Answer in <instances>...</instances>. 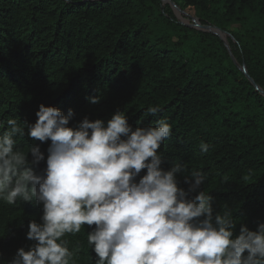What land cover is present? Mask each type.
Returning a JSON list of instances; mask_svg holds the SVG:
<instances>
[{
  "label": "trees",
  "instance_id": "16d2710c",
  "mask_svg": "<svg viewBox=\"0 0 264 264\" xmlns=\"http://www.w3.org/2000/svg\"><path fill=\"white\" fill-rule=\"evenodd\" d=\"M171 1L190 23L226 32L235 60L264 91V0ZM40 104L73 109L70 127L85 116L107 122L117 111L133 129L167 119L172 135L158 150L162 167L202 170L214 212L232 210L234 235L264 223V96L218 36L181 24L162 0H0V121L34 124ZM157 105V116L144 117ZM35 144L45 154L34 169L42 172L50 141ZM31 146L28 137L17 144ZM42 209L35 201H0V264L34 243L26 239L28 223L40 222ZM91 230L84 225L65 237L70 250L79 248L77 264H94Z\"/></svg>",
  "mask_w": 264,
  "mask_h": 264
},
{
  "label": "clouds",
  "instance_id": "9594fccd",
  "mask_svg": "<svg viewBox=\"0 0 264 264\" xmlns=\"http://www.w3.org/2000/svg\"><path fill=\"white\" fill-rule=\"evenodd\" d=\"M160 112L149 106L144 117ZM35 115L34 124L0 121V201L43 206L40 222L28 223L26 239L34 243L17 249L8 264H77L79 248L70 250L65 237L84 225L92 229L94 264H264V223L254 231L242 225L234 235L232 210L214 212L202 170L185 175L184 164L162 167L158 150L172 135L167 119L133 129L117 111L107 122L85 116L70 127L73 109L64 114L44 104ZM25 137L34 145L27 151L17 148ZM35 141H50L42 172L34 170L45 161ZM209 148L200 143L202 153Z\"/></svg>",
  "mask_w": 264,
  "mask_h": 264
},
{
  "label": "water",
  "instance_id": "95a60500",
  "mask_svg": "<svg viewBox=\"0 0 264 264\" xmlns=\"http://www.w3.org/2000/svg\"><path fill=\"white\" fill-rule=\"evenodd\" d=\"M85 1L93 2V1H103V0H85ZM162 2H163V4H168V5L172 8V11H173V13H174L176 19H177L181 24L186 25L187 27L192 28V29H195V30L209 32V33H212V34L218 36V37L223 41V43H224V45H225V47H226V49H227V51H228L230 57L233 59L235 65L238 67V69H239V70H240V71H241V72H242V73H243V74H244V75L250 80V82L252 83V85H253V86H254V87H255V88H256V89H257V90H258V91L264 96V91H263L261 88H259V87L257 86V84H255V83L251 80V78H250V76H249V74H248V72H247V70H246V67H245L244 65H240V64L235 60V58H234V56H233V54H232V52H231L230 46H229V44H228V41H227V38L229 37V35H228L226 32L220 30L219 28L213 27V26H205V25H201V24L198 23V22L190 23L189 21H187V20L183 17L181 11H179V10L176 8V6H175V4H174L173 1H171V0H162Z\"/></svg>",
  "mask_w": 264,
  "mask_h": 264
},
{
  "label": "bare ground",
  "instance_id": "6f19581e",
  "mask_svg": "<svg viewBox=\"0 0 264 264\" xmlns=\"http://www.w3.org/2000/svg\"><path fill=\"white\" fill-rule=\"evenodd\" d=\"M93 119V118H92ZM25 141V140H24Z\"/></svg>",
  "mask_w": 264,
  "mask_h": 264
},
{
  "label": "rangeland",
  "instance_id": "374dc122",
  "mask_svg": "<svg viewBox=\"0 0 264 264\" xmlns=\"http://www.w3.org/2000/svg\"><path fill=\"white\" fill-rule=\"evenodd\" d=\"M184 14V13H183Z\"/></svg>",
  "mask_w": 264,
  "mask_h": 264
}]
</instances>
